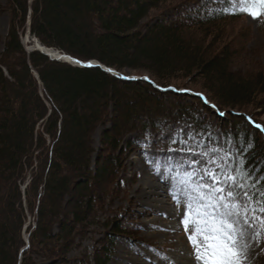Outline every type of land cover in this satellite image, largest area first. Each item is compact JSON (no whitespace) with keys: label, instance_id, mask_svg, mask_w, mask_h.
I'll list each match as a JSON object with an SVG mask.
<instances>
[{"label":"trees","instance_id":"16d2710c","mask_svg":"<svg viewBox=\"0 0 264 264\" xmlns=\"http://www.w3.org/2000/svg\"><path fill=\"white\" fill-rule=\"evenodd\" d=\"M202 1L188 7L179 0L174 16L142 29L152 10L172 9L176 2L8 0L12 19L0 55V264H73L67 252L76 237L98 223L95 210L102 195L90 182L110 189L114 180L106 162L95 174L90 171L93 131L109 107L118 114L113 135L104 134L111 149L131 132L161 136L174 126L170 148L212 156L234 174L246 169L251 183L260 180L253 191L264 190V124L250 114L226 115L247 108L264 114V73L234 71L235 51L219 37L221 23L243 16L230 14L239 9L228 8V0L223 9H208L213 0L201 6ZM28 17L31 34L45 47L98 61L126 77L125 68L145 71L151 81L123 79L99 66L77 67L39 51L27 53L20 30ZM194 31H202L204 38L196 40ZM194 74L201 78L200 90L185 83ZM198 94L225 113L213 112L219 122L229 118L231 125L225 129L207 122L204 112L210 107ZM186 96L193 102H185ZM112 161L118 175L122 163ZM24 198L35 217L25 233L28 245L25 234L22 238ZM121 224L116 221L111 230L120 232ZM114 233L106 232V238L112 240Z\"/></svg>","mask_w":264,"mask_h":264},{"label":"rangeland","instance_id":"374dc122","mask_svg":"<svg viewBox=\"0 0 264 264\" xmlns=\"http://www.w3.org/2000/svg\"><path fill=\"white\" fill-rule=\"evenodd\" d=\"M31 1L33 0H30V3ZM176 1L174 0V3ZM181 1H183L182 5L188 6L194 0ZM203 1L201 6L207 3L206 0ZM226 1L213 0L214 6L211 5L207 8L223 9L226 7ZM228 1V8L238 10L247 5L251 12L258 15V18L253 19L252 16L243 14L240 17L227 18L223 23L220 22L223 24V32H220L222 35L218 34V36L235 51L233 70L241 72L243 76L258 72L264 73V14H260L264 12V6L260 5L258 0ZM7 2L8 0H0V55L4 50L12 19ZM179 3L178 0L172 5V9L168 5H164L166 7L152 10L142 20L141 28L144 29L147 25L150 26L157 21L168 20L169 17L174 16V7ZM203 9L205 10V8ZM28 22L29 17L24 29L20 30V39L27 48L34 49L33 39L35 36L28 35ZM193 33L192 36L196 40L204 38L202 31ZM59 61L68 63L60 59ZM9 65L11 64L9 63ZM122 72L129 77H148L145 71L125 68ZM192 77L190 81L185 80V83H188L189 88L200 90V85H202L200 76L194 74ZM185 91L192 95L196 94L191 89H182L180 92L184 93ZM11 93L15 94L13 91ZM198 96L210 107V111L204 112L207 122L213 121L215 126L225 127V129L231 125L232 121H229V118L225 123L219 122L213 112H216L218 116H225V113L211 104L203 95L198 94ZM184 99L185 102H193L187 96ZM229 114L238 116L250 114L254 121L264 124V114H261V109L247 108L244 111L236 109L233 112L227 110V117H230ZM117 115V110L109 107L103 122L95 127L92 136L93 153L90 167L91 174H95L97 168L106 162L114 180H112L110 189L105 186L103 189L95 187L97 184L90 182L93 191H98L102 195V201H98L99 208L95 210L98 223L88 227L86 234L78 235L76 241L74 239L75 244L70 247L67 256L72 259L73 264L77 258L78 260L83 259L88 264H200L193 254L194 249L188 239L193 234L191 221L197 218L196 213L188 211L183 197H178L177 193L180 191L181 185L188 181L189 173H199L200 176H203L206 168L216 170L219 167L218 163L212 156L170 148L169 145L173 143L168 141L172 137L174 126H171L167 133L161 136L158 133H151L149 137H145L139 131L131 132L123 138L119 148L111 149L104 142V134L110 132L113 135L112 127L113 125L115 127L117 123ZM113 157L118 158L122 163L118 175H116L117 168L112 161ZM29 178L31 176L25 180L24 187L29 183ZM137 185L138 189H136ZM152 186H155V189ZM23 206L26 220L22 238H27L28 225L30 223L35 225V217H32L29 212L26 198H24ZM145 209L153 212L150 215H144L142 213ZM114 216L117 219H111ZM184 219H189L188 231H185ZM114 221L122 223L121 231L118 233L111 230ZM108 222L110 223L106 225ZM54 228L56 229V226ZM108 231L114 233L112 240L106 238L105 234ZM24 234L25 237H23ZM245 242L251 246L248 248L243 264H264V234L258 240L246 239ZM229 251V249L222 250L220 255L210 260V264H223L222 257L228 255ZM39 263L53 264L49 261L42 262V260Z\"/></svg>","mask_w":264,"mask_h":264},{"label":"snow or ice","instance_id":"6c2138e0","mask_svg":"<svg viewBox=\"0 0 264 264\" xmlns=\"http://www.w3.org/2000/svg\"><path fill=\"white\" fill-rule=\"evenodd\" d=\"M258 2L264 6V0ZM230 14L258 18L247 5ZM259 183V178L251 183L246 169L234 174L225 167H219V171L206 168L203 176L188 174L177 195L183 197L190 213H196L197 218L191 221L193 234L188 239L200 264H210L224 249L230 251L222 257L223 264H243L251 246L246 239L258 240L264 234V190L253 191ZM183 224L188 231L189 219Z\"/></svg>","mask_w":264,"mask_h":264},{"label":"bare ground","instance_id":"6f19581e","mask_svg":"<svg viewBox=\"0 0 264 264\" xmlns=\"http://www.w3.org/2000/svg\"><path fill=\"white\" fill-rule=\"evenodd\" d=\"M30 36V35H29ZM29 38V37H28ZM33 43H34V49H39V50H41V51H43L44 53H49L48 54V56L50 57V58H52V59H60V60H63V61H67V62H69V64H72V65H74V64H76V62H83V63H87V62H91V63H99L98 61H95V60H90V61H86V62H84V61H82V60H79V59H77V58H73L72 56H70V55H68V54H66V53H62V52H60V51H58V50H56V49H53V48H48V47H45L43 44H41V43H39L38 42V40H35V39H33ZM27 44V43H26ZM27 47V46H26ZM78 60V61H77ZM100 64V63H99ZM75 66V65H74ZM77 67H80V66H77ZM108 68V67H107ZM116 71V70H115ZM117 72V71H116ZM109 73V72H108ZM118 73V72H117ZM111 74V73H110ZM119 74V73H118ZM122 76H124V75H122ZM126 77V76H125ZM144 77V76H143ZM143 77H142V79H143ZM146 79L148 80V81H151L148 77H146ZM145 79V80H146ZM153 82V81H152ZM150 187V186H149ZM130 188V187H129ZM152 188H154L155 189V186H152ZM136 189H138V185L136 186ZM136 191V190H135ZM94 194V193H93ZM172 194V193H171ZM131 196V195H130ZM170 197V196H169ZM171 198H173L172 197V195H171ZM130 199V198H129ZM131 200V199H130ZM129 200V201H130ZM135 200V199H134ZM168 200V199H167ZM161 201H163V200H161ZM178 202V201H177ZM132 204V203H131ZM141 205V204H140ZM153 211L152 210H147V209H145V211H143V213L142 214H144V215H150L151 213H152ZM172 214V213H171ZM134 216V215H133ZM164 216V215H163ZM174 218H175V216H174ZM150 223L152 222V221H149ZM154 224V223H153ZM153 226V225H152ZM29 242H27V244H28ZM22 260V259H21Z\"/></svg>","mask_w":264,"mask_h":264},{"label":"water","instance_id":"95a60500","mask_svg":"<svg viewBox=\"0 0 264 264\" xmlns=\"http://www.w3.org/2000/svg\"><path fill=\"white\" fill-rule=\"evenodd\" d=\"M27 32H28V35L31 36V27H30V18H29V22H28V25H27ZM36 39V37H35ZM37 40V39H36ZM39 42V40H38ZM40 43V42H39ZM24 48L26 49V51L29 53V52H32V51H39L41 53H43L44 55L48 56L47 53H44L43 51L39 50V49H29L27 48L25 45H23ZM49 57V56H48ZM50 58V57H49ZM53 60H58V59H53ZM78 61V60H77ZM69 63V62H68ZM75 66H80V67H87L88 65H91V67L93 66H99L101 67L103 70L111 73L112 75H115V76H120L121 78L123 79H140L141 77H125V76H122V75H119L114 69H111V68H107L106 66L102 65V64H99V63H91V62H87V63H83V62H76V64H74ZM34 73H35V76L39 79V76H38V73L33 69ZM143 79H146V77H143ZM147 80V79H146ZM148 81V80H147ZM29 238V237H28ZM29 242V239L28 241ZM29 244V243H28ZM24 250V248L22 249V251Z\"/></svg>","mask_w":264,"mask_h":264}]
</instances>
